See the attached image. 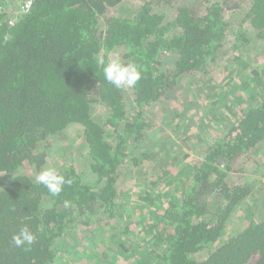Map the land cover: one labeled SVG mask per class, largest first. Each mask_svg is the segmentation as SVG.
I'll return each instance as SVG.
<instances>
[{
  "label": "trees",
  "instance_id": "trees-1",
  "mask_svg": "<svg viewBox=\"0 0 264 264\" xmlns=\"http://www.w3.org/2000/svg\"><path fill=\"white\" fill-rule=\"evenodd\" d=\"M126 1L34 0L12 26L0 13V264H54L79 250L95 253L94 264H119L104 256L109 251L128 264H264V210L257 212L264 202L254 197L264 177V71L251 70L235 83L231 67L223 66L220 88L232 86L245 99L229 108L222 134L197 152L198 161L155 152L150 141L151 116L163 114L158 102L179 97L185 78L201 85V73L216 74L229 35L231 51L250 43L246 23L251 40L264 41V0H145L127 17L112 13ZM226 12L241 15L236 30ZM116 58L138 66L136 86L106 81L99 60ZM210 79L205 88L212 89ZM178 119L187 124L184 110ZM70 126L81 127L89 173L63 165L57 173L71 183L53 196L35 177L51 140ZM253 166L260 176L233 180ZM127 171L150 178L140 198L149 221H138L145 245L132 240V208L119 209L116 185ZM162 182L168 191L152 195ZM93 222L109 230L105 248L101 240L82 245L84 238L75 236ZM25 226L35 240L16 247L12 238Z\"/></svg>",
  "mask_w": 264,
  "mask_h": 264
},
{
  "label": "rangeland",
  "instance_id": "rangeland-1",
  "mask_svg": "<svg viewBox=\"0 0 264 264\" xmlns=\"http://www.w3.org/2000/svg\"><path fill=\"white\" fill-rule=\"evenodd\" d=\"M144 1L145 0H128L123 4L124 6L114 9L112 13H117L120 16L127 17L130 14H133L134 11L139 8V5L141 7ZM225 19L227 23L232 26V29L236 30L239 26V19H242V17L239 14L226 12ZM243 27L247 37L250 39V43H247L241 51H231L234 40L233 36L229 35L226 38V43L224 46L227 54H224L225 56L219 59L218 63H220V67H216V71L214 70L216 74L211 73L210 75V73H201V75H199V78L203 82L201 85L200 83H195L196 79L192 80L191 78H185L182 80L181 84L183 87V93H181L179 97H175V99H169V97L166 96L167 98L164 97V99H161L158 102V107H161L163 114L151 116V121L154 123V125H156V131L150 134V141L151 146L153 144V151H155V147L156 149L163 148L162 150L168 151V153H176V156H178L177 158L179 160H181L184 155H187V158L184 160V162L193 163L200 159L197 156V152H202L200 150L202 147H205L213 139L222 134L224 125L223 121L225 118L229 117V108L233 109V107H236L237 102H239L238 97L241 99H245V97L239 91L234 90L232 86L224 87L229 88V90H234V92H228L229 90L227 88H224V90L220 88L221 81L223 80V85H225L226 81L225 78H223V75H220L221 69L226 65L231 67L233 76L237 80L235 83L241 82L243 75L245 76V74L251 70H260V75L262 70L264 71V41L251 40L252 32L247 23L244 24ZM236 56L239 58L238 61L233 60V58ZM220 76L222 79L217 80V78L219 79ZM208 79H210L208 87L212 86V89L205 88L204 83H207ZM213 87L218 89L217 92L213 91ZM186 90H188V92H186ZM221 92H225V95H223V93L220 94ZM196 95L198 98L196 97V99H194L193 96ZM208 95H215L219 98L215 97L210 100L207 98ZM192 101H195V103ZM207 108L211 109L210 116H204V112ZM183 110L187 115V121H185L187 124L179 121L180 118L177 120V123H175L177 114ZM94 115L97 117V119H99V117L102 115V108L99 106L95 107ZM175 125H179L181 127L178 128ZM80 128L81 127L79 126H70L60 137L51 140L49 155L47 157L46 164L44 165V169L53 168L57 172V170L63 165L72 164L77 168L78 171L83 172L87 176V173H89V159L87 156V149L83 141L82 130ZM160 137L163 138V142H161L163 145H154V143L157 142L158 138L160 139ZM256 157L257 156H255V159L257 160L258 158ZM248 171L234 175L233 180L239 183H245L251 181V179H254V177L260 176L261 174L260 172H257L255 166H253L249 172ZM251 175H254V177ZM149 180V176L146 177L144 174L138 176V174L133 171H127L126 176L121 178L116 185L117 192L119 193L118 197L120 198V203H118L120 205L119 209L123 210L124 208H132L129 209L130 217L127 218L129 221L128 223L132 222L130 224L132 229L131 237L132 240H134V243H140L141 245H145L147 240L143 242H139L138 240V236L141 231L138 221L140 219L143 220L144 218H147V221H149V213L144 205L140 206V198L145 196V191L148 192L147 187ZM260 181H262V183L260 186L257 185L258 188L254 191L256 203L261 201L264 202V177H261ZM168 189L169 184L162 182L161 185L158 184V186L155 188V192L152 193V195H158L160 197V195L162 193H166ZM261 210H264L263 205L260 206L257 212L259 213ZM90 225H92V229L95 227V231L87 230V228H91ZM234 228V225L230 227L231 230ZM77 232L78 233H76L75 236L78 235L82 239L84 238L82 245L101 240L100 247L105 248L104 246L106 245V237L107 234H109L108 228L100 229L93 222L90 223L88 227L80 226V229ZM78 248H80V246ZM81 251L82 250L77 252H66L64 255H60L54 264H94L96 262L95 253L89 255L88 252L85 253ZM104 256L110 259L112 257L119 258V264L133 263L131 259L129 260L128 258H124L119 254L118 256L114 255L110 251L106 252Z\"/></svg>",
  "mask_w": 264,
  "mask_h": 264
},
{
  "label": "clouds",
  "instance_id": "clouds-1",
  "mask_svg": "<svg viewBox=\"0 0 264 264\" xmlns=\"http://www.w3.org/2000/svg\"><path fill=\"white\" fill-rule=\"evenodd\" d=\"M99 63L104 65L103 74L106 81L116 88H132L141 79V71L134 63L125 64L119 58L113 59L107 64L103 59H100ZM35 179L38 184L46 187L53 196L59 195L66 183H71L70 180L66 181L65 177L59 175L53 168L43 169L36 175ZM12 240L16 247H22L25 244L32 245L35 236L25 226L19 230L18 234L13 236Z\"/></svg>",
  "mask_w": 264,
  "mask_h": 264
},
{
  "label": "built area",
  "instance_id": "built-area-1",
  "mask_svg": "<svg viewBox=\"0 0 264 264\" xmlns=\"http://www.w3.org/2000/svg\"><path fill=\"white\" fill-rule=\"evenodd\" d=\"M34 0H0V13L8 15V24L14 25L21 16L28 13Z\"/></svg>",
  "mask_w": 264,
  "mask_h": 264
}]
</instances>
